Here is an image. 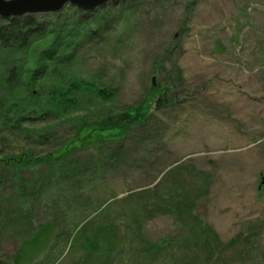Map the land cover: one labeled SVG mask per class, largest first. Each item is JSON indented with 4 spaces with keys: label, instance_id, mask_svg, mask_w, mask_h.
<instances>
[{
    "label": "rangeland",
    "instance_id": "1",
    "mask_svg": "<svg viewBox=\"0 0 264 264\" xmlns=\"http://www.w3.org/2000/svg\"><path fill=\"white\" fill-rule=\"evenodd\" d=\"M76 12L0 53V264H264V0ZM20 64L41 97L7 95Z\"/></svg>",
    "mask_w": 264,
    "mask_h": 264
},
{
    "label": "trees",
    "instance_id": "2",
    "mask_svg": "<svg viewBox=\"0 0 264 264\" xmlns=\"http://www.w3.org/2000/svg\"><path fill=\"white\" fill-rule=\"evenodd\" d=\"M77 15L82 14L78 11ZM83 26V25H81ZM65 29V26H62ZM54 27L51 25H46L45 23L39 20V16H25L22 18H0V53H17L19 55V59H21V53L28 59L33 56V60L36 62L35 54L39 50L38 46L42 44L43 41L48 42V47L53 46L56 43L64 39H68L71 37V34L64 33L66 30H62L61 28L56 31L53 29ZM56 29V28H55ZM54 30V31H53ZM37 33V35H35ZM43 36L41 40H36V38ZM53 43V44H52ZM52 44V45H51ZM60 46V45H59ZM63 52H66L69 48V44L62 43ZM58 47V46H55ZM61 47V48H62ZM72 47V45H71ZM49 62V61H48ZM45 64H47L45 62ZM50 64V63H49ZM36 77V76H35ZM29 74L27 70L21 71V64L18 66H12L8 70V78L5 76L6 80L4 83L8 86L13 85V88L7 89L8 96L18 97L19 94L23 95L27 99L35 98V95L38 92V96L41 97L43 92L37 86L31 88V83L33 82V78L30 79L29 82ZM23 86V89L19 92L17 87ZM41 90V91H40ZM45 94V93H44ZM50 100L49 102L53 103L52 106L62 107L60 104V96L56 92V90H52L49 93ZM67 97V96H66ZM61 102H63L61 100ZM63 104V103H62ZM125 115L122 117L121 122L112 127V130H118V134L114 136H120L122 134L125 135L128 133L130 128L133 126H142L144 124L145 119H141L143 117L142 114L138 113L136 116H129V119H124ZM108 125V124H105ZM46 138V137H44ZM73 151H70L72 154ZM55 159V157H48L47 160ZM42 162V161H41ZM54 161L50 162L53 163ZM31 163H36V161L32 160H20L17 162L18 166L21 168H29ZM38 164L40 162H37ZM33 165V164H32ZM67 172V170H66ZM68 173V172H67Z\"/></svg>",
    "mask_w": 264,
    "mask_h": 264
},
{
    "label": "water",
    "instance_id": "3",
    "mask_svg": "<svg viewBox=\"0 0 264 264\" xmlns=\"http://www.w3.org/2000/svg\"><path fill=\"white\" fill-rule=\"evenodd\" d=\"M115 1L118 0H0V18L14 19L54 14L61 12L67 6L85 14L94 12ZM262 185H264V180Z\"/></svg>",
    "mask_w": 264,
    "mask_h": 264
}]
</instances>
